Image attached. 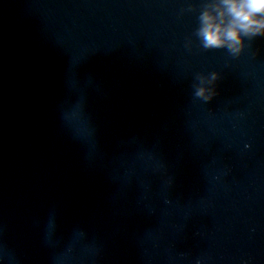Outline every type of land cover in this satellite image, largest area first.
Returning <instances> with one entry per match:
<instances>
[{"label":"water","instance_id":"1","mask_svg":"<svg viewBox=\"0 0 264 264\" xmlns=\"http://www.w3.org/2000/svg\"><path fill=\"white\" fill-rule=\"evenodd\" d=\"M206 2L0 0V264H264V36Z\"/></svg>","mask_w":264,"mask_h":264},{"label":"clouds","instance_id":"2","mask_svg":"<svg viewBox=\"0 0 264 264\" xmlns=\"http://www.w3.org/2000/svg\"><path fill=\"white\" fill-rule=\"evenodd\" d=\"M196 35L205 49L226 48L239 54L245 39L264 36V0H207L199 15ZM213 73L212 78L216 79ZM196 96L211 99L198 87Z\"/></svg>","mask_w":264,"mask_h":264}]
</instances>
